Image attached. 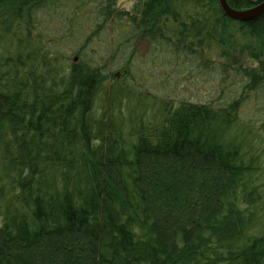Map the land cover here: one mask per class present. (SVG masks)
<instances>
[{"label": "trees", "instance_id": "16d2710c", "mask_svg": "<svg viewBox=\"0 0 264 264\" xmlns=\"http://www.w3.org/2000/svg\"><path fill=\"white\" fill-rule=\"evenodd\" d=\"M66 2L96 4L81 40L66 38ZM156 70L159 90L192 72L215 90L145 94ZM0 264H264V15L0 0Z\"/></svg>", "mask_w": 264, "mask_h": 264}, {"label": "rangeland", "instance_id": "374dc122", "mask_svg": "<svg viewBox=\"0 0 264 264\" xmlns=\"http://www.w3.org/2000/svg\"><path fill=\"white\" fill-rule=\"evenodd\" d=\"M138 0H115V8L120 9V10H125V11H130L134 8ZM61 27L55 26L52 29V34L58 36V38L61 36L62 31L59 30ZM59 30V31H58ZM46 33H49V30ZM44 35V34H43ZM70 41V40H69ZM74 42V41H73ZM68 52L70 49H72L73 44H68ZM108 44L101 45V47L97 48V52L94 54L99 55L101 54L98 59L103 62L105 65H110L112 64V55L110 51H104L106 49ZM89 50V48H88ZM138 52H139V57L140 54H142V51H144L143 46L139 45L138 46ZM133 73H135L136 76H138V73L140 71L134 70V67L130 69ZM141 70V69H138ZM142 73V72H140ZM159 70H156L154 74H151L152 76V81L147 80V85L144 84V93L145 94H152V95H160L163 94V92L166 93L167 100L170 102H178L181 100H190V101H205L210 96L213 94L215 90V84L212 81V78L209 79L207 76H200L196 72H192V75L187 78L186 81H182L181 78L178 79L177 77H174L173 80L168 81L167 83L169 85H166L165 90L163 89L164 86L161 87L159 90L158 85L160 84L158 81L161 80L162 78L159 76ZM147 74V73H146ZM150 75V73H148ZM140 75V74H139ZM144 75V73H143ZM159 77V78H158ZM118 81L120 80V77L117 76ZM154 78V79H153ZM155 83H153L154 81ZM166 83V84H167ZM149 87V88H148ZM156 192V191H155ZM168 205L169 202H167Z\"/></svg>", "mask_w": 264, "mask_h": 264}, {"label": "flooded vegetation", "instance_id": "af4514ba", "mask_svg": "<svg viewBox=\"0 0 264 264\" xmlns=\"http://www.w3.org/2000/svg\"><path fill=\"white\" fill-rule=\"evenodd\" d=\"M79 3H69L66 2L65 4H62V9L64 11V15L68 17V19L71 20V23L67 22V26L69 27V33H67L66 38H68V40H70V42L75 41V39H79L81 40V38H83V36H86V30H82L80 29L79 26H81L80 24L84 23V20L87 19V23L86 24H90V26H93L92 21H93V16L95 15L94 13V8H96V4L95 5H90V6H79ZM82 5V4H81ZM73 28V29H72ZM77 30L79 31H76ZM84 31V32H83ZM48 35V34H47ZM49 36V35H48ZM97 37L93 36V38L95 39ZM77 48H79L78 45L73 44L72 49L69 50L68 54L70 56H72V60L74 62H77L79 55L77 54Z\"/></svg>", "mask_w": 264, "mask_h": 264}, {"label": "water", "instance_id": "95a60500", "mask_svg": "<svg viewBox=\"0 0 264 264\" xmlns=\"http://www.w3.org/2000/svg\"><path fill=\"white\" fill-rule=\"evenodd\" d=\"M222 11L229 18L238 22H249L260 18L264 15V1L246 10H233L228 7L226 0H219Z\"/></svg>", "mask_w": 264, "mask_h": 264}]
</instances>
